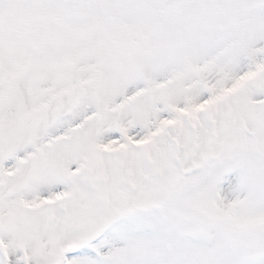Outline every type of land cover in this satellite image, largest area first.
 Wrapping results in <instances>:
<instances>
[{
  "label": "snow or ice",
  "instance_id": "snow-or-ice-1",
  "mask_svg": "<svg viewBox=\"0 0 264 264\" xmlns=\"http://www.w3.org/2000/svg\"><path fill=\"white\" fill-rule=\"evenodd\" d=\"M0 264H264V0H0Z\"/></svg>",
  "mask_w": 264,
  "mask_h": 264
}]
</instances>
